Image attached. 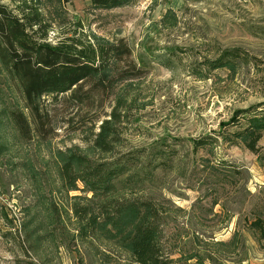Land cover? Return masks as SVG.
I'll return each instance as SVG.
<instances>
[{"label":"rangeland","instance_id":"rangeland-1","mask_svg":"<svg viewBox=\"0 0 264 264\" xmlns=\"http://www.w3.org/2000/svg\"><path fill=\"white\" fill-rule=\"evenodd\" d=\"M66 8L85 33L122 40L137 76L87 105L46 98L45 127L31 123L29 137L2 112L21 107V98L2 92L0 264H135L110 242L78 236L72 207L86 206L74 199L86 194L61 190L54 161L68 148L96 160L130 156L138 170L151 161L150 182L138 181L126 196L160 212L166 254H197L182 264H264V167L218 136L245 126L240 116L223 126L237 110L264 104V0H135L110 11L72 0ZM234 50L244 57L235 75L206 66ZM113 108L121 114L117 143L102 155L93 135ZM207 136L210 144L194 147ZM258 146L264 153V136Z\"/></svg>","mask_w":264,"mask_h":264},{"label":"trees","instance_id":"trees-1","mask_svg":"<svg viewBox=\"0 0 264 264\" xmlns=\"http://www.w3.org/2000/svg\"><path fill=\"white\" fill-rule=\"evenodd\" d=\"M7 1L9 5L0 3V96L2 92L9 96L16 92L21 98V107L17 102L14 110L2 112L22 136L29 137L28 133L34 128L40 131L45 127L48 116L43 112V104L46 98L58 100L61 97L73 104L87 105L96 96L111 92L119 83L137 76L127 65L132 51L122 40L112 42L85 33L82 23L69 18L66 7L72 0ZM88 1L93 10L110 11L129 7L135 0ZM169 15L171 11L165 18ZM243 58L236 50L226 51L218 59L207 61L206 66L235 75ZM112 110L93 135V149L102 155H110L117 143L115 125L121 114L117 109ZM239 116L245 118V126L230 136H218L235 145L241 144L254 153L264 167V153L258 146L264 136V104L237 110L223 126H234ZM31 123L34 128L29 127ZM212 141L207 136L193 139L192 143L201 148ZM3 150L4 146L0 145V155ZM131 160L130 156L96 160L78 148L54 153L61 190L66 193L81 190L90 195L74 197L87 202L86 206L77 203L72 207V214L79 222L78 236L110 242L135 264L198 261L197 254L175 259L166 254L161 240L160 212L152 201L126 196L138 181L150 182L153 175L150 160L139 170L133 167ZM26 169L33 170L30 166ZM34 175L36 177V173Z\"/></svg>","mask_w":264,"mask_h":264}]
</instances>
